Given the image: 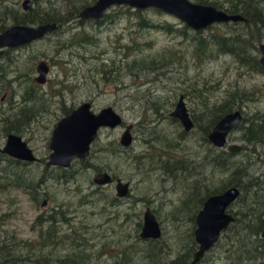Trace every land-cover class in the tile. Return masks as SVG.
Returning <instances> with one entry per match:
<instances>
[{"label": "rangeland", "instance_id": "obj_1", "mask_svg": "<svg viewBox=\"0 0 264 264\" xmlns=\"http://www.w3.org/2000/svg\"><path fill=\"white\" fill-rule=\"evenodd\" d=\"M24 1L0 0V12L7 8L23 15ZM28 1L30 11L53 8L56 17L67 22L43 40L8 54L11 67L4 71L18 70L23 76L17 81L13 79L16 73L0 78V149L5 142V120L18 114L24 102L32 104L28 109L34 111L33 119L18 133L40 159L48 156L51 131L64 107L72 110L89 102L95 113L111 107L123 124L99 133L89 164L129 183L130 188L125 198H119L114 186L96 187L92 183L95 169L86 170L78 163L66 176L69 182H64L60 172H44L43 165L18 168V179L28 185L42 180V187L35 188V203L28 193L8 185L11 170L3 160L0 169L8 173H0V244L9 245L15 237L22 250L29 245L26 258L48 264H166L194 241L195 218L206 197L245 175L258 178L260 184L245 195L244 210L240 206L230 209L232 214L248 211L249 217L232 226L202 264H262L264 73L240 66L228 54L204 59L191 43L192 30L182 34L185 25L181 21L156 9H146L138 18L134 11L116 7L101 22L80 23L78 18L71 19L72 11L86 0ZM6 16L7 28L13 27L11 15ZM140 18L148 27L138 25ZM209 29L203 37L241 27L229 23ZM164 55L171 64L163 70H128L133 62L146 64ZM40 61L49 67L45 85L34 83ZM243 90L249 98L242 97L241 104H245L239 109L257 127L258 136L247 144L242 127L234 129L227 145L235 144L241 151L231 154L211 144L208 134L229 102V93ZM181 96L194 120L188 133L171 116ZM126 125H133L132 139L130 147L122 149L118 142ZM107 147L110 155L99 151ZM146 209L158 222V239L139 238ZM53 211L66 212L68 221L61 222L59 214L54 215L53 224L47 222ZM38 217L43 219L37 222ZM49 227L55 236L44 242L41 234Z\"/></svg>", "mask_w": 264, "mask_h": 264}, {"label": "water", "instance_id": "obj_2", "mask_svg": "<svg viewBox=\"0 0 264 264\" xmlns=\"http://www.w3.org/2000/svg\"><path fill=\"white\" fill-rule=\"evenodd\" d=\"M29 4L30 1H24L23 9L28 10ZM112 6H127L139 11L154 8L175 17L195 32L205 31L214 24L246 22V19L240 15H229L216 7L195 4L189 0H96L92 6L85 7L80 11L78 20L80 22L100 21L105 11ZM56 30V24H44L37 27H10L0 34V49L15 48L31 43ZM257 49L259 51V63L264 68V43H260ZM47 71L45 63H40L37 68L38 82L43 83ZM171 116L181 122L186 132L192 128L193 124L182 96L178 99ZM241 119L239 111L224 116L208 134V141L218 149L226 147V151L231 154L241 151V147L235 144L227 145L229 135ZM122 123L121 116L111 107L104 108L95 114L89 103L80 105L68 116L62 118L52 132L49 145L51 154L48 157L47 165L69 168L74 160L86 159L90 154V148L97 137L98 130L101 128L115 129ZM130 128L131 126H128L120 138V144L124 147L130 145ZM1 152L18 160L35 161L31 150L18 136L9 135ZM111 179L107 173H99L94 177L93 182L97 186H103L110 184ZM115 190L117 197L125 198L128 194V183L117 180ZM239 196L240 190L237 187H230L222 193L209 196L204 201L195 218L196 228L193 237L197 249L189 264H198L204 255L217 245L221 236L234 222V217L229 213V209ZM140 237L152 240L160 237L158 222L149 209L144 212ZM261 238L264 240V216L262 218Z\"/></svg>", "mask_w": 264, "mask_h": 264}, {"label": "trees", "instance_id": "obj_3", "mask_svg": "<svg viewBox=\"0 0 264 264\" xmlns=\"http://www.w3.org/2000/svg\"><path fill=\"white\" fill-rule=\"evenodd\" d=\"M66 1L69 0H65V2ZM95 1L96 0H86L80 5L79 8H76L74 6L72 11L73 15L71 16V19H77V15L79 14L80 10L90 5H93ZM192 1L197 4L216 7L217 9L223 10L230 15H241L247 20V22L244 23L241 22L237 23L238 26L241 27L240 30L231 31L225 34L214 32V33H210L208 38L202 36L203 31L195 32L189 30V28L186 26L183 27L182 34H186V32L188 31H191L193 33V37H191L192 38L191 43L195 45L196 50L204 56V59L212 60V59H216L220 55L228 54L231 55L240 66L248 67L249 70L252 72L264 73V69L259 63L258 50L256 47V45H259L264 38V36H262V33L264 32V0H192ZM7 13L11 15V22L13 26L18 24L39 26V25L54 23L58 25V29H59L61 28L62 24L67 22V20H63V18L60 19L56 17V12L53 8H48L46 10H42V9L31 10L27 15L25 14L22 15L19 14L18 12L12 13V11L8 12V9L4 8L0 12V33H3L8 26L6 24L7 20L4 18L7 17L6 16L8 15ZM133 13L138 15L137 16L138 18L141 17V12L134 11ZM8 19H10V17H8ZM138 25L143 28L148 27L147 21L144 20L143 18L138 19ZM213 29H211L210 27L209 30L213 31ZM166 58L167 57H165V55L163 57L160 56L157 59H152L146 64L142 61L138 63L133 62V65H130L128 70L130 72L131 69H133L142 72L154 73L155 71L165 69L171 64V63H167L168 61ZM102 73L104 75L105 71H102ZM246 94L247 93L244 90L239 92L234 91L229 93V102L228 101L225 102L224 107L221 108L220 113L215 117V121H216L215 125L221 118L235 111H241L243 116L245 113H243V111L239 108H241L243 104H245V103L241 104V102L243 101L242 97H244V99L249 98V96ZM234 99H236L237 101L236 100L234 101ZM24 103H30V102H24ZM33 112H31L30 109L25 111L26 114H29L30 117L29 120L33 119L32 118ZM67 112L68 111H66L65 113ZM20 118L21 119H18L19 121L24 120L22 116H20ZM192 121L194 122V120ZM240 126L242 127L243 134L245 135L243 140L247 144L251 143L252 141H255L256 137L258 136L257 133L258 129L256 126H254V124L250 123L248 117L245 118V116H243L242 122L239 124L238 127ZM159 141L161 140L159 139ZM68 174H70L68 171H64L60 175V176L63 175L65 177L64 182H69V180L66 177ZM60 176H59V180H60ZM255 184L256 185L260 184L258 178L251 180V179H246V176L242 175L241 177L232 180L227 186L222 188L220 191H217L213 194H209L206 197V199L209 196L222 193L223 191H225L230 187H237L240 190V196L238 197L234 205L231 207V209L240 206L242 210H244L243 200H245V195ZM30 186L33 187L31 188V192H35L37 187L38 189L42 187V180L38 181L37 183L34 182V184H31ZM25 189L30 191L29 187ZM231 209H229V213L232 214ZM53 213H59V211L57 212L53 211ZM60 213H62V215H59L60 221L67 222L68 221L67 213L62 211ZM242 213L243 212L239 214L238 213L232 214L235 218V221L228 228L226 233L230 230L232 226H235L236 224L247 220V218L249 217L247 214L248 211L244 214ZM48 218L51 221V224H53L54 216L50 215L48 216ZM226 233H224L222 236H224ZM54 236L55 235L53 233V227H49V229L45 232V235L41 234V239L44 242H49L54 239ZM18 246L20 245L17 242L16 244L11 243L10 245L0 244V264H48L47 260L38 262L31 260L26 261L25 258L22 259L21 256L18 254L19 249H15L18 248ZM196 249H197L196 244L193 241L192 244L186 249V251L181 256L175 257L172 261L166 264H189L193 259V255L196 252ZM203 260L204 258L202 259L200 264H202ZM262 264H264V262Z\"/></svg>", "mask_w": 264, "mask_h": 264}, {"label": "flooded vegetation", "instance_id": "obj_4", "mask_svg": "<svg viewBox=\"0 0 264 264\" xmlns=\"http://www.w3.org/2000/svg\"><path fill=\"white\" fill-rule=\"evenodd\" d=\"M190 1V0H189ZM96 2V1H95ZM191 2V1H190ZM192 3H194L193 1H192ZM195 4H197V3H195ZM201 5V4H200ZM90 6H92V5H90ZM123 8V9H126V10H131V11H139V10H135V9H131V8H129V7H127V6H112V7H109L106 11H105V13H104V15H103V17H102V19L100 20V21H96V22H101L106 16H107V13H108V11L111 9V8ZM149 9H154V8H149ZM22 10H23V14H25V15H27V14H29V12H30V6H29V8H28V10H24L23 9V7H22ZM157 10V9H156ZM144 11V10H143ZM160 11V10H159ZM139 12H142V11H139ZM162 12V11H161ZM87 22V21H86ZM95 22V21H94ZM81 23V22H80ZM17 26H29V27H31V25H23V24H18ZM10 28V27H9ZM8 28H6L5 29V31L7 30ZM56 32V31H55ZM54 33V32H53ZM0 34H2V33H0ZM52 34V33H51ZM47 36V35H46ZM46 36H44L42 39H40V40H43ZM37 41V40H36ZM36 41H33V42H31V43H28V44H25V45H22V46H19V47H15V48H2V49H0V51H1V54H0V78H2V77H5L6 75H8V73L9 74H14V73H16L15 74V77L13 78L14 80L16 79V81L18 80V78H20V77H22L23 76V74L20 72V71H18V70H16V71H11L12 69H10V71H7V70H5L4 71V69L5 68H10L11 67V64H9L10 62H11V59L8 57V54L11 52V50H13V49H18V48H22V47H26V46H29V45H31L32 43H34V42H36ZM39 41V40H38ZM35 59H33L32 61H34ZM42 62H44V61H40L37 65H36V67H35V70H36V73H37V77L34 79V83H36L37 85H45L46 83H47V76H48V74H49V67H48V65H47V63L46 62H44L45 63V65H46V67H47V74L45 75V77L43 78V83H40V82H38L37 81V78H39V74H38V72H37V68H38V66H39V64L40 63H42ZM8 64V65H7ZM30 70H31V68H28V70H27V72H26V75L28 76V73L30 72ZM2 79H0V81H1ZM31 93V92H30ZM33 95H35L34 93H32ZM4 98L2 97V100H3ZM43 103V102H42ZM84 103H89V102H84ZM84 103H81L80 105H82V104H84ZM90 104V103H89ZM30 105H32V104H30V103H23V104H21V105H19V108H20V110H19V113L17 114V113H14L13 115H12V119H10L9 120V122H8V120L6 119H4L5 120V142H4V145L6 144V141H7V138H8V136L9 135H14V136H18V137H20L21 138V140L24 142V143H26V145H27V147L31 150V152H32V154H33V156H34V158H35V161H32V162H27V161H22V160H18V159H16V158H13V157H10V156H8V155H6V154H3L1 151H2V149H3V147H4V145H3V147L0 149V165L1 164H3L2 162H3V160L4 161H7V164H8V166L10 167V170H11V177H10V180H9V178L8 177H5V178H8V180H9V183H8V185L9 186H11V188H13V189H20V190H22L23 192H26V193H28L29 194V196H30V199L33 201V202H35V203H38V197L37 196H35V193L34 192H31V188H33L32 186H30L31 184H27V183H25L22 179H18L19 178V176L18 175H16V171H19V170H17L18 168H22V167H27V166H30V168L31 167H33V166H40V165H43V167H44V172H47L49 169H52V170H54V171H57V172H60V174H62L64 171H68L69 173L72 171V167H73V165L75 164V163H78V164H81L86 170H87V168H94L95 169V171L96 172H98V173H96L95 172V175H94V177L97 175V174H99V173H107L108 175H110L111 176V183L110 184H108V185H103V186H116V184H117V180H119V179H116L115 177H113L111 174H109L108 172H104L102 169H100V168H98V167H96V166H94V165H92V164H89V163H91L89 160H90V156H91V153H92V147L95 145H97V143H98V141H99V133L102 131V130H107V129H109V128H101V129H99L98 130V133H97V137H96V139H95V141L92 143V145H91V148H90V154H89V156L86 158V159H84V160H74L72 163H71V165H70V167L69 168H62V167H50V166H48L47 165V163H48V157H49V155L51 154V151H50V149H49V145H50V143H49V145H48V149H49V152H48V156H46L45 157V159H40V158H38L37 156H36V154L34 153V151L29 147V144L24 140V137L25 136H23V135H20L18 132H19V130L22 128V127H24V125L26 124V126H28L27 125V122H28V119H30V117H29V114H26L25 113V111H27L28 110V108H30ZM41 106H42V104H40ZM80 105H78L76 108H74V109H72V110H70V108H63L62 109V117L61 118H59L58 119V121H57V123L62 119V118H64V117H66V116H68L72 111H74V110H76ZM91 105V104H90ZM91 109H92V105H91ZM102 110V109H101ZM66 111H68L67 113H65ZM94 112V111H93ZM95 113V112H94ZM95 114H98V113H95ZM20 116H22L23 117V119L24 120H21V121H19L18 119H21L20 118ZM4 120H3V122H4ZM57 123L54 125V127H53V129H52V131H51V137H52V132L54 131V129H55V127H56V125H57ZM123 124V123H122ZM128 126H131V128H130V130H129V135H131V132H132V130H133V125H126L125 127H124V132H125V130H126V128L128 127ZM119 127H121V126H119ZM118 128V127H117ZM117 128H115V129H117ZM109 130H114V129H109ZM185 131V130H184ZM123 132V133H124ZM186 132V131H185ZM122 133V134H123ZM19 134V135H18ZM122 136V135H121ZM51 137H50V139H51ZM131 139H132V136H131ZM51 141V140H50ZM119 146L122 148V149H126V148H129L130 147V145L128 146V147H124V146H122L121 144H120V140H119ZM130 144H131V141H130ZM110 149V147H107V148H105V149H99V151L100 152H102V151H106V153L107 154H109L110 155V153H109V150ZM112 150V149H111ZM5 158V159H4ZM92 158V157H91ZM1 172H4V173H8V171L5 169V168H1L0 169V173ZM15 173V174H14ZM19 175H21V174H19ZM94 177L92 178V183H93V185H95L96 187H100V186H97L96 184H94V182H93V179H94ZM19 181V183H18V181ZM23 181V182H22ZM126 183V182H125ZM18 185H19V187H18ZM27 187H29L30 188V191L29 190H26L25 188H27ZM129 188H130V184L128 183V192H129ZM219 194V193H218ZM46 202H47V198H45L44 199V201H43V203H42V207H44L45 206V204H46ZM147 210V209H146ZM61 212V211H60ZM52 213L51 215L52 216H54V215H62V213ZM50 216V215H49ZM56 216H54V218L56 217ZM43 218L42 217H38L37 218V222H39V221H41ZM50 220H49V218L47 217V222H49ZM54 221H55V219H54ZM53 221V222H54ZM53 233H54V230H53ZM222 237V236H221ZM21 242V245L22 244H24V242L23 241H20ZM11 243L12 244H16V242H15V237H13L12 238V241H11ZM10 243V244H11ZM9 244V245H10ZM19 244V243H18ZM27 247L29 248V245H27V244H25V246H24V249L25 250H22V247L21 246H18V248H15V249H20L21 251H19L18 252V254L21 256V258L22 259H26V261H29V258H26L27 257V252L26 251H28L27 250ZM30 249V248H29ZM214 249V248H213ZM23 253V254H22Z\"/></svg>", "mask_w": 264, "mask_h": 264}, {"label": "bare ground", "instance_id": "obj_5", "mask_svg": "<svg viewBox=\"0 0 264 264\" xmlns=\"http://www.w3.org/2000/svg\"><path fill=\"white\" fill-rule=\"evenodd\" d=\"M80 11H81V10H80ZM79 13H80V12H79ZM229 15H230V14H229ZM234 16H238V15H234ZM240 16H241V15H240ZM242 17H243V16H242ZM77 18H78V17H77ZM243 18H244V17H243ZM246 22H247V20H246ZM229 23H233V22H229ZM229 23L214 24V25H225V24H229ZM237 23H239V22H236V23H233V24H237ZM53 24H54V23H53ZM56 25H57V24H56ZM214 25H212V26H214ZM14 26H17V25H14ZM212 26H211V27H212ZM57 28H58V25H57ZM263 69H264V68H263ZM179 98H180V97H179ZM175 107H176V106H175ZM186 108H187V107H186ZM174 109H175V108H174ZM187 110H188V109H187ZM235 112H236V111H235ZM239 112L241 113V117H242V119H243L242 112H241V111H239ZM188 113H189V112H188ZM230 114H231V113H230ZM189 115H190V113H189ZM172 118H173V117H172ZM190 119H191V117H190ZM242 119H241V121L236 125V128H237V127L239 126V124L242 122ZM173 120L177 121L176 123H178V124L180 123V124H181V122H180L178 119L174 118ZM191 121H192V119H191ZM192 124H193V121H192ZM181 126L183 127L182 124H181ZM192 128H193V126H192ZM236 128H235V129H236ZM187 133H188V132H187ZM225 148H226V147H225ZM236 201H237V200H236ZM236 201H235V202H236ZM235 202H234V203H235ZM234 203H233V205H234ZM233 205H232V206H233ZM232 206H231V207H232ZM230 214H231V213H230ZM233 217H234V216H233ZM234 221H235V218H234ZM233 223H234V222H233ZM233 223H232V224H233ZM232 224H231V225H232ZM231 225H230V226H231ZM230 226H229V227H230ZM141 230H142V229H141ZM227 230H228V229H227ZM225 233H226V232H225ZM139 238L142 239V238L140 237V234H139ZM261 239H262V238H261ZM142 240H152V239H142ZM219 241H220V240H219ZM218 243H219V242H218ZM218 243H217V244H218ZM216 246H217V245H216ZM205 256H206V254L204 255V257H205ZM204 257H203V258H204ZM203 258H202V259H203ZM202 259L199 261L198 264H200V262L202 261Z\"/></svg>", "mask_w": 264, "mask_h": 264}]
</instances>
